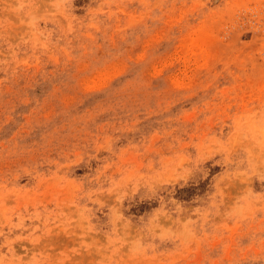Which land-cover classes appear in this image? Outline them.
Listing matches in <instances>:
<instances>
[{
	"label": "rangeland",
	"instance_id": "374dc122",
	"mask_svg": "<svg viewBox=\"0 0 264 264\" xmlns=\"http://www.w3.org/2000/svg\"><path fill=\"white\" fill-rule=\"evenodd\" d=\"M0 264H264V0H0Z\"/></svg>",
	"mask_w": 264,
	"mask_h": 264
}]
</instances>
